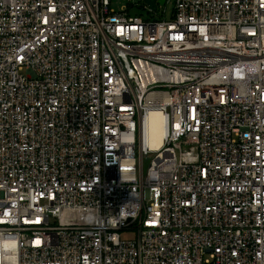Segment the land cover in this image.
I'll return each mask as SVG.
<instances>
[{"label": "built area", "instance_id": "2783aa9c", "mask_svg": "<svg viewBox=\"0 0 264 264\" xmlns=\"http://www.w3.org/2000/svg\"><path fill=\"white\" fill-rule=\"evenodd\" d=\"M172 1L0 0V264H264V0Z\"/></svg>", "mask_w": 264, "mask_h": 264}, {"label": "rangeland", "instance_id": "374dc122", "mask_svg": "<svg viewBox=\"0 0 264 264\" xmlns=\"http://www.w3.org/2000/svg\"><path fill=\"white\" fill-rule=\"evenodd\" d=\"M130 4H133L134 7L129 10L130 15L135 17H143L145 19L150 18L149 10L144 8V2L138 0H112V7L117 11L121 10L124 7H130ZM159 9L155 12L156 16H160L163 14V11L166 8V18L171 20L173 11H174V1L172 0H159L158 1ZM25 73V71H23ZM154 156H150L145 160V170L147 171L150 166L151 160ZM124 238H129L131 235L123 234Z\"/></svg>", "mask_w": 264, "mask_h": 264}, {"label": "bare ground", "instance_id": "6f19581e", "mask_svg": "<svg viewBox=\"0 0 264 264\" xmlns=\"http://www.w3.org/2000/svg\"><path fill=\"white\" fill-rule=\"evenodd\" d=\"M165 125L163 117L158 112H152L149 116V144L155 149H159L163 143Z\"/></svg>", "mask_w": 264, "mask_h": 264}, {"label": "water", "instance_id": "95a60500", "mask_svg": "<svg viewBox=\"0 0 264 264\" xmlns=\"http://www.w3.org/2000/svg\"><path fill=\"white\" fill-rule=\"evenodd\" d=\"M145 4L149 5L151 9L156 10L159 0H143Z\"/></svg>", "mask_w": 264, "mask_h": 264}]
</instances>
